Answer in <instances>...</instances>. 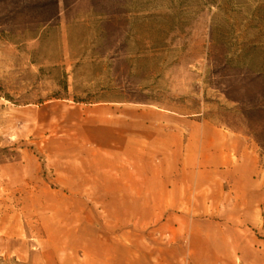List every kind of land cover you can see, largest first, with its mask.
<instances>
[{
  "label": "rangeland",
  "instance_id": "374dc122",
  "mask_svg": "<svg viewBox=\"0 0 264 264\" xmlns=\"http://www.w3.org/2000/svg\"><path fill=\"white\" fill-rule=\"evenodd\" d=\"M111 102L163 106L243 139L262 199L224 219L244 242L228 264H264V0H0V264L213 257L165 220L143 233L155 252H122L99 197L100 170L114 164L102 147ZM218 221L195 224L213 233Z\"/></svg>",
  "mask_w": 264,
  "mask_h": 264
},
{
  "label": "crops",
  "instance_id": "0c3cea01",
  "mask_svg": "<svg viewBox=\"0 0 264 264\" xmlns=\"http://www.w3.org/2000/svg\"><path fill=\"white\" fill-rule=\"evenodd\" d=\"M103 109L111 111L106 124L111 134L102 147L111 149L114 164L100 170L99 197L107 222L120 232L122 252H155V246L142 245L143 233L165 220L202 240L190 247L211 251L204 264L231 262L227 250L244 242L237 236L239 226L224 219L230 214L245 219L262 199L257 162L243 150V139L216 122L163 106L111 102ZM214 216L221 221L213 233L196 228V219ZM97 256L106 255L89 251L86 263L76 258L71 264H113L112 258Z\"/></svg>",
  "mask_w": 264,
  "mask_h": 264
},
{
  "label": "bare ground",
  "instance_id": "6f19581e",
  "mask_svg": "<svg viewBox=\"0 0 264 264\" xmlns=\"http://www.w3.org/2000/svg\"><path fill=\"white\" fill-rule=\"evenodd\" d=\"M179 234V235H178ZM178 234H175L174 236H173V240H178L179 238H180V233H178Z\"/></svg>",
  "mask_w": 264,
  "mask_h": 264
}]
</instances>
